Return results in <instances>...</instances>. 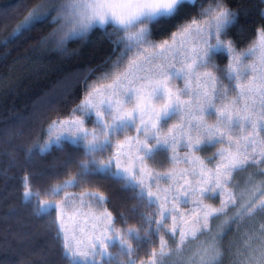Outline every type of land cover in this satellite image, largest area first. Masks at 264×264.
<instances>
[{
	"label": "snow or ice",
	"instance_id": "snow-or-ice-1",
	"mask_svg": "<svg viewBox=\"0 0 264 264\" xmlns=\"http://www.w3.org/2000/svg\"><path fill=\"white\" fill-rule=\"evenodd\" d=\"M40 25L38 58L96 31L111 55L0 127V175L26 171L0 264H264V0H42L5 47Z\"/></svg>",
	"mask_w": 264,
	"mask_h": 264
},
{
	"label": "trees",
	"instance_id": "trees-1",
	"mask_svg": "<svg viewBox=\"0 0 264 264\" xmlns=\"http://www.w3.org/2000/svg\"><path fill=\"white\" fill-rule=\"evenodd\" d=\"M42 0H0V127L11 124L18 120H24L33 109L42 101V98L56 87L55 82L60 79L66 71H76L87 74L90 68L104 64L111 55V45L102 37L99 31L94 32L87 42H72L70 49L78 50L79 54L70 60L61 57H37L33 52L32 45L41 35H47L52 28L48 25H40L31 33L11 37L13 43L5 47L6 38L10 37L16 26L24 19L28 11ZM5 11L9 14L5 15ZM5 52L10 53L7 57ZM67 106L61 110V115L68 111ZM55 118V113L48 114ZM47 120L33 125L32 135L37 141L46 138L44 129ZM53 155H59L54 153ZM51 156L47 159L51 160ZM0 167H3L0 164ZM26 171L23 168H13L5 175H0V216L9 208L19 207L22 193V180ZM99 187V186H98ZM101 191L105 188L100 187ZM117 189H113L116 191ZM71 191H79L72 189ZM132 201H124L125 207L130 206ZM109 210L115 214V209L109 205ZM15 225V221L9 222ZM43 222L33 220L34 234L25 241L29 245L25 252L37 247H50L51 236L41 231ZM4 224L0 221V235H3ZM232 238H236L233 232ZM149 249H143L139 253L140 258L147 259ZM0 250V259L4 257ZM55 255V250L53 251Z\"/></svg>",
	"mask_w": 264,
	"mask_h": 264
},
{
	"label": "rangeland",
	"instance_id": "rangeland-1",
	"mask_svg": "<svg viewBox=\"0 0 264 264\" xmlns=\"http://www.w3.org/2000/svg\"><path fill=\"white\" fill-rule=\"evenodd\" d=\"M18 34V33H17ZM215 151V149H209L208 150V152H207V154L208 155H211V153L212 152H214ZM200 155H204V153H200ZM211 203H215V204H218V201H210ZM166 239H167V237H166Z\"/></svg>",
	"mask_w": 264,
	"mask_h": 264
}]
</instances>
